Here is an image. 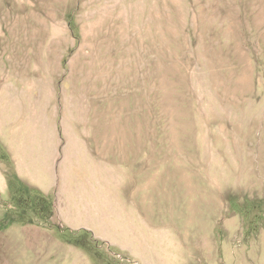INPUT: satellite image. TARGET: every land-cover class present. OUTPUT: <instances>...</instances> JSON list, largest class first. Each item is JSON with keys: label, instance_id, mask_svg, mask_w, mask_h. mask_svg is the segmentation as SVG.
Instances as JSON below:
<instances>
[{"label": "rangeland", "instance_id": "rangeland-1", "mask_svg": "<svg viewBox=\"0 0 264 264\" xmlns=\"http://www.w3.org/2000/svg\"><path fill=\"white\" fill-rule=\"evenodd\" d=\"M39 122L59 200L22 149ZM140 243L264 264V0H0V264H137Z\"/></svg>", "mask_w": 264, "mask_h": 264}, {"label": "crops", "instance_id": "crops-1", "mask_svg": "<svg viewBox=\"0 0 264 264\" xmlns=\"http://www.w3.org/2000/svg\"><path fill=\"white\" fill-rule=\"evenodd\" d=\"M39 124L41 123L39 122ZM42 127V124L35 125V127H32L30 131L28 130L26 134H24V139L21 143L25 144L26 139L30 137L33 138L34 145H23L24 147H22V149L25 148V150H32L31 154L34 162V187L39 188L44 194L51 196L52 199L54 197L55 200L56 198L59 200V196L64 195L61 183L62 181L64 182L65 179L62 177V168L60 169L57 167L56 163L57 156L55 155H58L57 151H59V146L56 147L54 143L58 144V141L56 142V137V140L53 141V135H51V138H49V136H43V133H46L47 130L46 126H44L45 129H42ZM18 132L12 133L13 138L19 136L21 132ZM27 147H29V149ZM139 246L141 247L140 251L136 253L132 252L131 258L137 264H156V260L153 262V260L149 259V256L152 255L149 253L148 245L140 243Z\"/></svg>", "mask_w": 264, "mask_h": 264}, {"label": "trees", "instance_id": "trees-1", "mask_svg": "<svg viewBox=\"0 0 264 264\" xmlns=\"http://www.w3.org/2000/svg\"><path fill=\"white\" fill-rule=\"evenodd\" d=\"M34 204L37 205V206H43L44 209H49L52 207V204H50L47 199L45 197H40L38 200L36 199L34 201ZM9 218V219H8ZM5 221H8L7 224L8 225H11L13 223H15V219H11L9 216H6L5 219L2 221V222H5Z\"/></svg>", "mask_w": 264, "mask_h": 264}]
</instances>
